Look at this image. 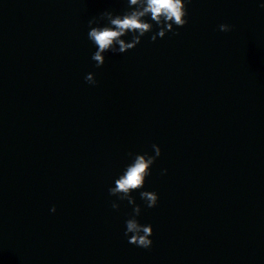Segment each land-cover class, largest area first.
<instances>
[{
	"label": "water",
	"instance_id": "1",
	"mask_svg": "<svg viewBox=\"0 0 264 264\" xmlns=\"http://www.w3.org/2000/svg\"><path fill=\"white\" fill-rule=\"evenodd\" d=\"M261 5L190 0L179 35L97 68L88 21L128 0H0V264H264ZM153 144L144 249L108 189Z\"/></svg>",
	"mask_w": 264,
	"mask_h": 264
},
{
	"label": "clouds",
	"instance_id": "2",
	"mask_svg": "<svg viewBox=\"0 0 264 264\" xmlns=\"http://www.w3.org/2000/svg\"><path fill=\"white\" fill-rule=\"evenodd\" d=\"M190 0H128V7L122 14L105 10L98 17L88 21V39L96 47L92 55L97 68L106 63L105 53H126L135 49L142 42V38L152 33L150 39L155 42L158 38H164L167 33L172 32L179 35L178 28L188 24L187 4ZM264 7V5H261ZM149 20L151 22H149ZM154 27L158 29L154 31ZM233 25L223 23L218 26L221 32H230ZM131 33V40L124 39ZM85 81L89 85L96 86L95 73H88ZM154 155L150 153H129L132 157L124 172L114 181V186L108 189L110 196L117 197L119 201H127L133 206V212L125 221L124 235L128 242L140 248L150 249L154 241L153 226L140 223L138 217L141 215L142 207L137 204L133 192L139 191L140 198L147 208H155L159 203V195L155 191L142 190L145 188L147 178L152 174V166L162 155V149L158 144H153ZM162 170V175L167 173ZM112 208L119 210L120 204L113 201ZM50 211L55 213L56 207Z\"/></svg>",
	"mask_w": 264,
	"mask_h": 264
}]
</instances>
